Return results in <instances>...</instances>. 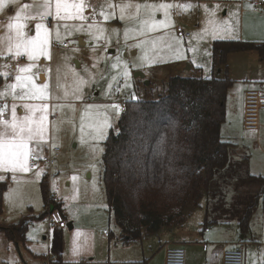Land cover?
<instances>
[{
	"label": "rangeland",
	"instance_id": "1",
	"mask_svg": "<svg viewBox=\"0 0 264 264\" xmlns=\"http://www.w3.org/2000/svg\"><path fill=\"white\" fill-rule=\"evenodd\" d=\"M42 2L18 0L17 6L39 5ZM110 2L120 4L128 0ZM88 3L91 7L84 14L90 19L60 21L59 38L56 35V21L48 17L51 22H43L50 32L49 46L46 49L47 55L41 56L37 64L41 72L46 74V80H42L40 74L36 82L49 84L46 91L49 98L30 102L48 105L45 113L46 142L41 144L42 158L34 159V162L30 159L29 171L11 173L0 170V176L5 177L0 181L8 183L3 212L0 213V226L16 224L24 217L30 220L26 239L19 244L10 240L0 228V264H42V255L54 256L58 260L62 255L63 259L74 261L77 256L73 254L74 243L80 248L78 255L85 256V259L77 260L83 264H91V259L99 264L108 256L112 260H152L157 248L152 247L149 240L162 238L160 234L148 235L130 244H124L119 238L120 230L109 212L101 178L105 141L111 128L106 129V139L98 140L94 139L95 126L102 124L107 117L112 128H116L123 111L120 104L130 99L159 98L164 95L167 82L173 76H223V72L213 71L212 68V44L215 40L234 39L232 37L235 36V39L243 41L264 42V6L262 12H257L252 0H132V3L141 5H174L169 15L170 26L156 30H152L150 24H141V21L148 19V13L143 8L140 9L139 19L105 21L99 15L100 5L105 4V0H88ZM184 4L192 7H176ZM216 4L221 6V10L214 17L206 13L204 5L212 9ZM93 8L96 10L94 17ZM37 10L41 9L28 11ZM115 11L119 15V8ZM130 11L134 13L135 10ZM11 17L4 8L0 9V28L5 29L4 33H0V71L4 70L5 64L17 63L7 53L9 35L13 38L15 50L14 31L9 33L5 27ZM154 18L164 19L163 13L155 12ZM210 20L220 25L217 38H213ZM37 22L28 21L30 35H35ZM90 22L96 25L91 30H75V26ZM65 24L68 25L67 30ZM225 26L230 30L227 33L223 31ZM177 27L190 34L186 41L177 34ZM100 28L104 31L99 32ZM54 43L59 46L54 47ZM64 43L68 47L63 46ZM253 54V60L250 58L252 53L232 54L229 58L234 82L228 90L227 115L222 126L225 135L231 128H236L239 133L242 131L240 106L245 90L250 87L247 78L250 81L251 76L257 74H263L264 78V60L261 61L259 57L257 59V53ZM253 61H260L262 65H256ZM28 63L26 58L18 61L19 65ZM113 64L117 66L112 67ZM125 64L131 73L128 77L124 76ZM81 78L88 81L87 84L79 85ZM3 90L2 79L0 91ZM80 95L83 99L76 98ZM7 103L10 105L12 99L9 98ZM20 103L17 101L18 105ZM111 105H118L119 112ZM17 112L18 115L24 114V110L21 112L19 107ZM261 119L262 132H248L245 142L249 147L247 151L250 154L251 170L264 174V111ZM55 148L59 149L56 157ZM50 155L54 161L52 166L46 161ZM37 171L41 173L39 176ZM44 175L48 179L49 194L58 196L61 209H55L58 204H45L41 190ZM73 177L76 179L73 180ZM261 209L255 210L251 223H255L262 215ZM45 212H48L47 215L39 218ZM205 220L206 203L202 201V206L193 210L184 224L194 227L200 222L204 229ZM70 222L73 228L68 226ZM208 226L210 229L217 227L215 224ZM104 230L112 234L111 238L104 236ZM161 242L164 243L163 238ZM185 252V264H207V252L203 247H189ZM250 264L257 263L251 259Z\"/></svg>",
	"mask_w": 264,
	"mask_h": 264
},
{
	"label": "trees",
	"instance_id": "2",
	"mask_svg": "<svg viewBox=\"0 0 264 264\" xmlns=\"http://www.w3.org/2000/svg\"><path fill=\"white\" fill-rule=\"evenodd\" d=\"M246 51H256L264 60V42L215 40L212 68L222 69V78L173 76L159 98L126 101L105 141L101 175L109 212L124 244L180 228L202 201L205 226L236 223L242 235L249 233L255 210L264 202V176L251 174L249 156L238 154L237 145L221 133L234 82L228 58ZM7 189V181H0V213ZM41 190L50 206L46 175ZM29 224L24 217L0 228L19 244ZM55 264L65 263L59 259Z\"/></svg>",
	"mask_w": 264,
	"mask_h": 264
},
{
	"label": "snow or ice",
	"instance_id": "3",
	"mask_svg": "<svg viewBox=\"0 0 264 264\" xmlns=\"http://www.w3.org/2000/svg\"><path fill=\"white\" fill-rule=\"evenodd\" d=\"M18 0H0V9L6 7L8 4H17ZM173 4L160 3V4H134L132 0H128L127 3H112L110 0H105V4L100 5L99 15L104 18L105 21L112 19H119L124 21L125 19H139L140 9L143 8L148 13V19L141 21V24L147 26L150 24L152 30H156L160 27L170 26L169 15L170 10L173 8ZM248 5H246L247 7ZM91 5L88 0H43L39 5L23 4L18 11L11 17L10 22L5 25L9 33L14 31L15 44L13 50L12 36L9 35V46L7 48L8 55L15 61L16 64L3 65V71H0V78L4 81V90L0 91V170L4 172H27L31 169L29 164L30 159H39L40 152H42L41 144L46 142L45 137V121L47 116L45 113L48 111L47 104H36L30 101H43L48 99L46 91L49 88V84L46 82L37 83V79L40 75L41 69L37 64L38 59L41 56H46V49L49 46V29L43 23L48 17H52L56 21V35L59 38L58 28L60 21L67 20H80L88 21L90 18L85 16V10L90 8ZM183 9L191 8L192 5H176ZM38 8L35 12L28 11L29 9ZM54 8V11H53ZM105 8L108 10L105 11ZM119 8V15L116 13V9ZM206 13H210L211 16H215L216 12L221 10L219 4L214 5L212 9H209L207 5H204ZM135 10L134 13L130 10ZM160 11L163 13L164 19L156 20L154 18L155 12ZM96 15L95 8L92 9V16ZM38 20L35 24V35L29 34L28 21ZM209 24L213 27V38H217L216 33L220 31V25L214 23L212 20ZM94 23L81 24L75 26V30L83 31L85 29L91 30L95 27ZM65 29H68V25H64ZM43 30V31H42ZM99 32H103L104 29H98ZM118 33V30H113ZM226 33L230 31L226 26L223 28ZM128 35V31H125V36ZM224 38V37H220ZM232 38H237L233 36ZM97 39H100L97 36ZM22 58H26L29 63L26 65H19L18 61ZM179 58V57H178ZM113 64L112 67H116ZM133 67L135 64L132 65ZM8 69H12L9 71ZM130 70L127 64H125L124 76H130ZM12 82L9 83L8 81ZM88 81L83 78L80 79L79 85H85ZM78 85V88H79ZM12 99V103H7L8 99ZM77 99H83V96H77ZM17 101L21 103L18 105ZM21 107L24 110L23 115H18L17 108ZM90 107V106H89ZM119 112L118 105H111ZM39 113V115H37ZM113 125L109 122L108 118L102 124L95 126L94 139L104 140L106 139V129L112 128ZM83 131V128L81 129ZM38 176L41 174L39 171L36 173ZM5 177L0 176V180ZM76 177H73L75 180ZM79 235V234H77ZM80 248L75 245L73 247V254L78 255Z\"/></svg>",
	"mask_w": 264,
	"mask_h": 264
},
{
	"label": "crops",
	"instance_id": "4",
	"mask_svg": "<svg viewBox=\"0 0 264 264\" xmlns=\"http://www.w3.org/2000/svg\"><path fill=\"white\" fill-rule=\"evenodd\" d=\"M253 2V0H252ZM19 6L17 4H8L6 7H4V11H7V13L11 16L15 14L16 11H18ZM5 19V18H4ZM6 20V19H5ZM5 29L0 28V33H4ZM68 47V46H66ZM257 53V59L259 57L258 52L256 51H246V52H238V53H232L235 54H246L252 53L251 60H253L254 54ZM232 54L229 55L232 56ZM228 58V64H229V76L233 80L231 71H230V63ZM260 58V57H259ZM261 60V59H260ZM262 61V60H261ZM256 65H262L260 61H253ZM197 70L199 71V68L197 67ZM220 72H223L222 69L219 70ZM41 78L42 80H46V74L44 72H41ZM263 74H257L251 76V80L249 81L247 78V82L250 85L248 89L245 90V92L249 89H258V90H264V78H262ZM224 76V75H223ZM223 76L219 77L222 78ZM234 81V80H233ZM244 92V94H245ZM244 94L241 98V106H240V119H243V108H244ZM20 111L22 112L23 109L21 107ZM262 113V112H261ZM260 122H261V129L260 132H262L263 123L260 115ZM243 121L241 122V124ZM240 124V125H241ZM243 126V125H242ZM241 129V128H240ZM242 131L239 133L236 128H231L226 131V135L224 133V129L222 128L221 133L224 140L232 142L237 145L238 154H247L249 156V171L253 175L258 176H264V174H261L260 172L256 173V171L253 169L251 170V164H250V154L247 151L248 145H246V135L248 134V130L242 127ZM254 132V131H251ZM259 132V134H260ZM257 139V137H256ZM264 152V148H263ZM32 162H34V159H32ZM253 171V172H252ZM262 208V215L258 217V219L255 221V223H251L250 225V231L246 235H242L239 231V228L236 223H230V224H217L214 229H210L209 226H204V229H202L201 225L198 222L194 227H188L183 224L178 229H163L158 234L164 239V243L161 242L162 238L158 237L156 240H149V243L157 248L155 252L152 255V260L146 259L145 262L143 261H132V260H112L111 256L105 257L99 264H163L164 257H165V248L168 245H175L182 247L184 249H188L189 247L194 248H201L207 252V264H220L222 260V254L224 251L233 249V248H242L245 251V260L244 264H250L251 259H255L257 264H264V202L258 207ZM71 223V222H70ZM187 224V223H186ZM73 228V223H72ZM112 234L110 233L111 238ZM107 238V237H106ZM120 238V235H119ZM145 238V237H144ZM206 246V247H205ZM78 259H85V256H82V254L77 255L75 257L74 261L65 260L63 259L62 255L60 257V260L66 263H79ZM91 264H96L97 262L92 260L89 262Z\"/></svg>",
	"mask_w": 264,
	"mask_h": 264
},
{
	"label": "built area",
	"instance_id": "5",
	"mask_svg": "<svg viewBox=\"0 0 264 264\" xmlns=\"http://www.w3.org/2000/svg\"><path fill=\"white\" fill-rule=\"evenodd\" d=\"M255 4L254 10L262 12L261 8L264 6V0H253ZM46 22H51L49 19ZM177 34L182 40L190 36L181 27H177ZM54 47L59 46L58 43L53 44ZM63 46H66L64 43ZM12 71V69H9ZM122 110H125V103L119 105ZM264 111V90L249 89L244 94V108H243V127L248 131H254L259 134L261 129L260 115ZM58 148L54 149L55 157L57 156ZM47 163L52 166L54 161L52 155L46 159ZM50 204L55 205L60 203L57 195L49 194ZM64 224V222H63ZM104 236L109 238L110 233L107 230L103 231ZM206 247V246H205ZM42 264H55L58 259L54 256L42 255ZM186 252L185 249L175 245H168L165 248V257L163 264H185ZM245 251L242 248H233L223 252L220 264H244Z\"/></svg>",
	"mask_w": 264,
	"mask_h": 264
},
{
	"label": "water",
	"instance_id": "6",
	"mask_svg": "<svg viewBox=\"0 0 264 264\" xmlns=\"http://www.w3.org/2000/svg\"><path fill=\"white\" fill-rule=\"evenodd\" d=\"M142 75V74H141ZM142 76H144V75H142ZM70 228H72V223H69V225H68Z\"/></svg>",
	"mask_w": 264,
	"mask_h": 264
}]
</instances>
